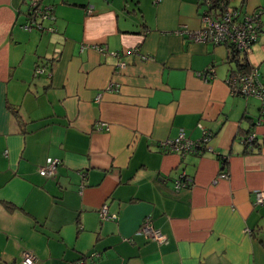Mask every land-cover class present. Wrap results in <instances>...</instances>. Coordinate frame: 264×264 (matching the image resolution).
Segmentation results:
<instances>
[{
	"label": "crops",
	"instance_id": "0c3cea01",
	"mask_svg": "<svg viewBox=\"0 0 264 264\" xmlns=\"http://www.w3.org/2000/svg\"><path fill=\"white\" fill-rule=\"evenodd\" d=\"M33 3L54 19L27 31ZM228 5L262 11L246 60L264 84V0ZM199 11L197 0H0V264L24 250L35 264L91 253L86 264H264V106L231 93L229 45L178 33L199 28ZM198 125L213 152L159 148L179 132L199 139ZM104 204L113 219L99 218ZM145 219L165 242L139 232Z\"/></svg>",
	"mask_w": 264,
	"mask_h": 264
},
{
	"label": "built area",
	"instance_id": "2783aa9c",
	"mask_svg": "<svg viewBox=\"0 0 264 264\" xmlns=\"http://www.w3.org/2000/svg\"><path fill=\"white\" fill-rule=\"evenodd\" d=\"M159 2L160 0H154ZM199 1V0H197ZM201 1V0H200ZM93 6L89 5L86 8L87 13H91ZM261 11L257 10L251 13H245L240 8L232 7L226 3V0H220L219 7H215L211 0H204L202 7L198 14L200 26L196 30L178 31L179 34H185L188 39L196 43H209L212 45L225 44L232 47L235 51L248 57L251 53L252 47L258 37L261 26ZM54 15L52 8L49 6H42L37 3L30 5L26 23L22 25L24 30H31L32 28L42 29L39 21L53 20ZM46 30L54 31L53 27H48ZM100 51L106 52L105 47H101ZM116 55V53H113ZM150 55H142L140 59H151ZM117 66L120 69L125 67V63L119 62ZM44 68L37 67L35 74L43 73ZM214 74L213 68L206 69L204 72L198 73L200 78L204 81L212 79ZM226 83L230 88L231 93L241 96H253L260 100L264 106V84L259 79L258 70L249 66L246 72L234 71L226 79ZM201 131L199 139H190L185 136L183 132H179L174 138H168L158 142L161 150L169 153H176L184 156L188 153L202 155L205 152H213L209 145L211 140V132L201 125H198ZM248 143L254 141V135H249L246 140ZM60 160L57 158L49 161L45 166L38 168V173L43 177H51L55 174ZM225 177V174H221ZM182 180H177L174 184L176 190L187 187L184 174L181 175ZM255 204H262L264 202V190L257 191L255 195ZM99 218L101 220H110L114 216L107 211V206L104 204L99 209ZM139 232L149 239L162 243L166 241V236L158 229H155L149 219H145L140 226ZM99 255L91 253L69 264H86V259L93 260ZM36 256L28 250H24L20 255L19 264H35Z\"/></svg>",
	"mask_w": 264,
	"mask_h": 264
},
{
	"label": "trees",
	"instance_id": "16d2710c",
	"mask_svg": "<svg viewBox=\"0 0 264 264\" xmlns=\"http://www.w3.org/2000/svg\"><path fill=\"white\" fill-rule=\"evenodd\" d=\"M213 3H214V6L215 7H219V2H220V0H211ZM228 2V0H226V3ZM203 3H204V0H199L198 1V6L199 7H202V5H203ZM255 11H257V10H255ZM261 11V10H260ZM261 13H262V11H261ZM261 17V16H260ZM261 20V19H260ZM260 28H261V26H260ZM260 30V29H259ZM232 48V47H231ZM232 50H233V54H232V57H233V61L234 62H236L237 63V65H238V70L237 71H241V72H246L247 70H248V68H249V65H248V62H247V57L246 56H244L243 54H241V58H239L238 56L240 55V53H238L237 51H235L233 48H232ZM239 60H242L243 62V64L242 65H240V63H239ZM211 137H212V135H211ZM252 143H254V141H252ZM181 179H183V178H181Z\"/></svg>",
	"mask_w": 264,
	"mask_h": 264
},
{
	"label": "rangeland",
	"instance_id": "374dc122",
	"mask_svg": "<svg viewBox=\"0 0 264 264\" xmlns=\"http://www.w3.org/2000/svg\"><path fill=\"white\" fill-rule=\"evenodd\" d=\"M232 3H233V1H232ZM232 3H230V4L232 5Z\"/></svg>",
	"mask_w": 264,
	"mask_h": 264
}]
</instances>
